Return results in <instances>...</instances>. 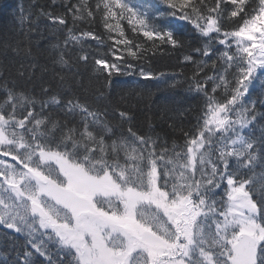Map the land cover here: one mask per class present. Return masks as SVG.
<instances>
[{"label": "snow or ice", "instance_id": "6c2138e0", "mask_svg": "<svg viewBox=\"0 0 264 264\" xmlns=\"http://www.w3.org/2000/svg\"><path fill=\"white\" fill-rule=\"evenodd\" d=\"M58 2L63 14L40 8L35 20L21 7V29L28 22L34 31L43 17L67 29L65 49L83 39L103 44L92 31H75L99 14L106 32L116 33L108 39L124 46L113 50L122 65L95 60L109 88L113 74L133 75L122 52L138 60L164 46L189 47L181 62L195 64L197 72L188 89L205 103L195 131H185L184 144L169 148L151 128L134 130L127 111L109 115L59 94L38 100L17 90L15 79L10 84L0 77V157L19 166L0 159V227L23 237L5 234L13 244L0 264H264V0H95V10L90 0H51ZM224 19L236 27L223 30ZM122 21L151 46L127 38ZM171 21L191 25L206 38L199 40L202 47ZM2 47L5 55L23 51L19 42ZM79 60L87 62L88 54ZM54 63L69 66L64 50ZM209 63L216 75L197 79ZM24 68L16 76L30 80ZM139 76L159 79L144 70ZM221 88L223 101L215 95ZM57 109L62 119L53 118Z\"/></svg>", "mask_w": 264, "mask_h": 264}, {"label": "trees", "instance_id": "16d2710c", "mask_svg": "<svg viewBox=\"0 0 264 264\" xmlns=\"http://www.w3.org/2000/svg\"><path fill=\"white\" fill-rule=\"evenodd\" d=\"M90 2L93 4V10H95V0H90ZM132 2H138V0H132ZM151 2L156 3L157 0H151ZM196 2L199 3V0ZM214 2L215 0H207L209 4H214ZM21 7L24 8L25 15L28 11L32 12L33 20L36 19V13L40 8L51 10L55 14H63L64 11L59 2L52 5L51 0H0V77H9L10 84L11 80L15 79L18 85L17 90L22 89L38 100L47 99L48 96L57 94L64 97L75 96L82 102L86 101L92 108H98L101 111L107 109L109 115L116 109L127 111L132 116L134 130L144 134L149 132L151 128L153 136L159 135L162 138L161 143L166 140L169 148L174 143L177 145L184 144L185 131H195L196 117L201 113L205 98L203 95L190 92L188 89L191 79L197 72L195 64L181 62L183 56L190 53L189 47L173 50L170 46H164L163 51L155 54L150 51L145 52L138 60L128 58L126 51L122 52L127 62L134 65L133 69L128 70L132 71L133 75L113 74L111 79L114 83L109 88L107 73L98 70L95 60L100 58L109 63L116 62L122 65L124 61H114L113 50L115 48L123 49L124 46L115 45L112 39H108L109 36L115 37L116 33L106 32L99 14L91 23H78L75 31L77 35L81 31H92L104 38L103 44L95 40L83 39L81 45H69L65 49L63 41L67 29L63 26L51 25L47 19L41 17L33 25L34 31H29L28 22H25L23 29H21L18 22ZM202 11L207 14L206 9H202ZM236 20L239 21V17ZM239 22L242 23V21ZM121 24L125 29L127 38L134 40L135 43L151 46L152 42L133 33L126 21H122ZM171 24L177 25L181 32L187 34L193 44L202 47L199 40L206 38L198 37L191 25L176 21H171ZM68 26H72L71 17H68ZM235 27L236 25L229 19H224L222 22L223 30L231 31ZM211 35L214 37L216 34L212 33ZM4 41L13 46L19 42L23 51L19 55H14L9 49L8 54L5 55V50L2 47ZM56 43L60 44V49L53 47ZM229 43L232 41L230 40ZM215 46L221 50L224 48L218 43ZM28 50H30L31 56L25 55ZM60 50L65 51V58L69 61V66H60L54 63ZM231 50H235L234 44ZM84 53L88 54L87 62L79 60V56ZM193 55L195 54L193 53ZM213 58L215 59V57ZM197 59L207 58L200 56ZM21 64L25 65L24 71L26 73H31L30 80L27 79V76L24 80H20L16 76V71ZM30 65H35V67H30ZM141 70L151 72L159 79L143 80L139 76ZM161 73L165 75L160 76ZM205 74L216 75L211 63L196 78L203 79ZM61 76H64L63 81L60 79ZM211 86L212 81H208L209 91H211ZM45 87L49 89L48 94H44L42 91ZM215 95L217 100L223 101L225 99L222 88L218 89ZM36 111H40L39 104L36 105ZM48 111L45 110L43 114L47 115ZM52 116L54 119H62L63 114L57 109L52 112ZM127 127L128 125L125 124V136L128 135ZM117 135H119V130H117ZM121 157H123V153H121ZM0 159L19 167L10 157H0ZM51 167L56 170L55 174L59 176L56 165L52 163ZM59 179L62 180L63 177L59 176ZM218 191L220 196H223V191ZM45 199L47 198L45 197ZM50 203L54 204L55 202L50 201ZM6 233L16 237L21 242L23 240V237L12 233L9 229L0 227V261L4 259L5 253L11 249L13 244V241L5 235Z\"/></svg>", "mask_w": 264, "mask_h": 264}, {"label": "rangeland", "instance_id": "374dc122", "mask_svg": "<svg viewBox=\"0 0 264 264\" xmlns=\"http://www.w3.org/2000/svg\"><path fill=\"white\" fill-rule=\"evenodd\" d=\"M55 164V163H54Z\"/></svg>", "mask_w": 264, "mask_h": 264}]
</instances>
